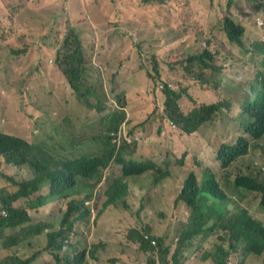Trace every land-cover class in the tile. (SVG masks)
Instances as JSON below:
<instances>
[{"label": "rangeland", "instance_id": "rangeland-1", "mask_svg": "<svg viewBox=\"0 0 264 264\" xmlns=\"http://www.w3.org/2000/svg\"><path fill=\"white\" fill-rule=\"evenodd\" d=\"M223 1L168 0L165 6L156 7L143 4L141 0H0V131L28 139L49 165L89 154L100 155L103 152V144L97 139L103 135L100 121L118 107V97L126 91L133 96L132 104H137L139 110L134 115L127 114L129 125L143 120L131 126L135 129L136 143L142 146L147 142L153 149L143 159L160 163L165 154H171L168 167L172 163L180 169L179 172L173 170L175 181L168 196L161 193L159 186L156 188L157 198L164 202L154 207L161 217L148 210L145 219L126 216L104 205V193L111 183L109 178L121 174V166L115 161L102 171V186L92 187V181H82L75 199L83 201L85 208V201L93 200L85 198L94 196L97 213L95 220L90 216L83 219L74 216L77 238L72 244L86 252L83 264H148L153 257L156 264H172L180 237L178 227L188 218V210L182 204L178 207L177 202L184 177L200 159L203 163L200 166L209 167L223 185L228 180L233 181L232 169L220 168L216 152L223 143L231 142L237 132V108L232 107L224 112L222 119L215 118L196 133L187 135L177 125V129L168 125L161 98L164 84L183 92L179 104L182 111L188 113L195 107L223 98L238 101L241 88L254 78L261 55L249 47L264 40V0H232L238 7L236 19L241 20L244 12L249 13L240 22L247 27L242 39L247 50L229 43L221 33V20L229 0ZM171 21L173 28H170ZM213 26L221 32L211 30ZM70 28L77 32L86 55L84 66L90 68L82 79L92 83L97 94V97L88 95L91 107L80 102L70 90L60 89L58 76L50 75L44 68V57H49L48 65L55 66V52ZM207 47L214 53L213 65L218 71L208 68L199 78L201 71L195 68L189 74L188 63L184 70L180 59L199 54ZM154 63L159 65L160 80L156 76L154 80L146 76ZM216 81H223V84L220 82L219 86ZM149 90L156 99L145 93ZM148 114V118H154L144 123ZM227 116L234 122L226 120ZM237 164L240 169L248 168L264 180V142L254 143L248 155ZM5 169L17 180L29 175L28 170L0 165V170ZM150 179L153 182L152 176ZM47 188L42 182L38 199L43 206L34 214L32 225L55 223L57 216L61 220L63 214L49 211L55 202L45 201ZM243 197V194H234L230 201L238 208H246L250 215L264 223L259 201L249 206L241 200ZM144 227H152L166 237L165 246L170 249L165 257L167 263L161 260L158 249L142 253L139 245L130 241H126L123 251L120 250L124 241L133 235L132 231ZM63 234L64 239L69 235ZM115 234L121 235L123 240L112 249L107 242ZM216 243L221 242L215 237L193 240L182 252L180 264H212L203 256L211 252ZM43 247L38 240H30L19 248V256L25 259ZM237 251L228 257L227 264H258L256 256H244L241 249ZM44 255L47 264H55L54 254ZM4 258L0 250V261ZM33 264L45 262L37 259Z\"/></svg>", "mask_w": 264, "mask_h": 264}, {"label": "trees", "instance_id": "trees-1", "mask_svg": "<svg viewBox=\"0 0 264 264\" xmlns=\"http://www.w3.org/2000/svg\"><path fill=\"white\" fill-rule=\"evenodd\" d=\"M141 1L143 4L163 7L168 0ZM237 10L238 7L232 0L225 4L221 20L223 32H220L225 34L229 43L247 50L242 42L247 27L240 22L249 13L244 12V18L238 20L235 17ZM170 28H173L172 21ZM203 30L208 36L207 30ZM211 30L218 29L213 26ZM249 49L261 55L260 67L255 71L254 78L249 79L248 85L241 88L238 101L223 98L216 103L202 105L184 114L179 104L184 93L175 91L166 84L161 88L165 119L173 121L187 135L196 133L215 118H223L224 112L232 110V107L237 108L236 117L239 120L233 140L223 143L216 152V160L220 168L225 171L232 169L233 181L228 180L223 185L208 166H204L208 167L205 169L200 166V164L203 166L200 159L182 181L177 202L178 207L182 204L188 210V218L178 227L177 234L180 237L172 255V264H180L182 252L192 245L193 240L197 238L206 240L209 237H215L217 242H221L216 243L212 251L203 256L204 260L210 259L212 264H227L228 257L237 253L238 249H241L244 256H256V262L264 264V223L250 215L247 209L238 208L230 201L234 194H243L242 201L249 206L259 201V207L264 213V180L254 175L248 168L240 169L237 164L239 159L248 155L254 143L264 142V40L253 43ZM213 54L210 47H207L199 54L180 59V62L184 70L188 63L189 74L195 68L200 70V78L202 72L208 68L218 71L213 65ZM84 61L81 40L77 32L70 28L56 50L55 65L66 80L70 91L80 102L91 107L88 95L97 97V94L93 84L82 79L90 69L89 66H84ZM146 76L151 80L156 76L160 80L159 65L154 63L151 72L147 71ZM220 82L223 84V81H216L219 86ZM124 92L123 96L118 97V107L100 121L103 131V135L97 138L103 144V152L100 155L89 154L64 163L49 165L47 159L42 157L44 155H38L35 145L28 139L9 131H0V165L25 169L29 172L26 178L17 180L7 169L0 170V250L5 255L0 264H33L40 257L47 264L48 259L44 253L54 254L52 256L55 264H83L86 252L77 244L65 245L62 242L63 233L73 234L77 238L74 216L79 219L88 217V212L83 208V201L78 202L75 199L79 185L82 181L89 180L93 182L92 187L102 186L104 182H101V173L112 161L121 166V174L109 178L111 183L104 193V205L136 219L147 218L148 210L161 217V213H158L154 207L164 205V202L157 198L156 188L159 186L161 193L168 196L169 188L175 181L173 170L179 172L180 169L172 163L168 167V162L172 159L171 154H165L160 163L149 159L137 161L130 157L138 149L135 129L131 126L143 123V120L129 125L127 114L134 115L139 110L137 104H132L133 96ZM145 93L156 99L152 90ZM136 94L140 96L142 93ZM101 110L98 108V112ZM148 116L149 114L144 123L154 118ZM225 119L234 122L228 116ZM122 123L124 130L118 135ZM142 146L146 147L149 153L153 150L147 142ZM185 156L186 154L183 158ZM142 176L145 178L140 179ZM150 176L153 177V182ZM44 181L48 185L45 201L55 202L53 205L55 209L50 208V213L58 212L63 215L61 220L58 216L55 217V223L37 222L32 225L34 214L42 210L43 204L39 202L38 191ZM85 199H93L95 202L94 196ZM132 232L133 235L120 246L121 251L125 249L126 241H130L138 244L142 253L158 249L161 260L167 263L165 257L170 249L165 246L166 237L163 234L156 232L152 227L135 229ZM112 237L107 243L110 248L115 249L123 237L118 234ZM30 240H38L45 247L42 250L37 249L36 253L33 252L31 256L23 259L19 256L18 250L23 243ZM148 264H156L154 257L149 259Z\"/></svg>", "mask_w": 264, "mask_h": 264}, {"label": "crops", "instance_id": "crops-1", "mask_svg": "<svg viewBox=\"0 0 264 264\" xmlns=\"http://www.w3.org/2000/svg\"><path fill=\"white\" fill-rule=\"evenodd\" d=\"M52 56H54V53ZM85 57H86V55H85ZM48 59H49V57H44V61H45L44 68H45V70L46 71L48 70L50 75H57L58 76L57 81L60 84V87H61L60 89L65 88L67 91L70 90L68 88V84H67L66 80L64 79V77H62V75L58 71L56 65L55 66L48 65V63H47ZM133 154H134L133 159H135L137 161H141V160H143L144 157L150 155L148 149L144 146H138L137 152L136 153L133 152ZM142 178H145V177L144 176L140 177V179H142ZM38 260H39V262H42L43 258L40 257V258H38Z\"/></svg>", "mask_w": 264, "mask_h": 264}, {"label": "clouds", "instance_id": "clouds-1", "mask_svg": "<svg viewBox=\"0 0 264 264\" xmlns=\"http://www.w3.org/2000/svg\"><path fill=\"white\" fill-rule=\"evenodd\" d=\"M85 55V54H84ZM202 106V105H201ZM200 107V106H199ZM199 107H195V108H199ZM194 108V109H195ZM192 111V110H191ZM190 111V112H191ZM189 113V112H188ZM188 113H184V114H188ZM167 122H168V125L172 128V129H177V126H176V124L173 122V121H171V120H167ZM123 127V123H122V125H121V128ZM121 128H120V130H121ZM118 135H119V133H118ZM43 184H45V181L43 182ZM85 210L88 212V216H90L91 217V219L92 220H95V218L97 217V213L95 212V209H94V201L93 200H87V201H85ZM246 209V208H245ZM92 228H93V226H92ZM76 238H75V236L73 235V234H69L68 235V237L66 238V239H64L63 238V243L65 244V245H70V244H72V242L75 240Z\"/></svg>", "mask_w": 264, "mask_h": 264}, {"label": "built area", "instance_id": "built-area-1", "mask_svg": "<svg viewBox=\"0 0 264 264\" xmlns=\"http://www.w3.org/2000/svg\"><path fill=\"white\" fill-rule=\"evenodd\" d=\"M123 130H124V127H122L121 130L119 131V135H121V133L123 132Z\"/></svg>", "mask_w": 264, "mask_h": 264}, {"label": "bare ground", "instance_id": "bare-ground-1", "mask_svg": "<svg viewBox=\"0 0 264 264\" xmlns=\"http://www.w3.org/2000/svg\"><path fill=\"white\" fill-rule=\"evenodd\" d=\"M42 190V189H41Z\"/></svg>", "mask_w": 264, "mask_h": 264}]
</instances>
